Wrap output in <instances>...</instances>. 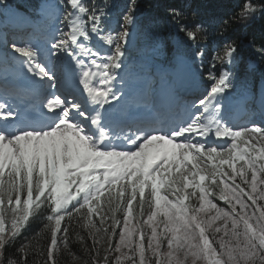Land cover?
Segmentation results:
<instances>
[{"label":"snow or ice","instance_id":"6c2138e0","mask_svg":"<svg viewBox=\"0 0 264 264\" xmlns=\"http://www.w3.org/2000/svg\"><path fill=\"white\" fill-rule=\"evenodd\" d=\"M256 21L170 0L141 45L139 0H0V264H264Z\"/></svg>","mask_w":264,"mask_h":264},{"label":"trees","instance_id":"16d2710c","mask_svg":"<svg viewBox=\"0 0 264 264\" xmlns=\"http://www.w3.org/2000/svg\"><path fill=\"white\" fill-rule=\"evenodd\" d=\"M9 2H16V5H19L20 9L25 11L30 6L39 4L40 0H9ZM117 2H122V0H117ZM168 2H170V0H139L140 10L145 25L153 18H158L161 21L159 26L154 31L149 30L147 33L142 34L139 37L141 45H147L150 42L153 34H159L163 37H167V29L163 24V9ZM193 2L194 6H199L206 12L216 13L228 11L231 7L232 0H193ZM246 35L247 39H255L256 42L259 43L261 39H264V21H256L253 23L246 30ZM242 55L243 61L241 63L240 71L241 78H247L250 87L255 90L257 89L259 83L264 81V62H261L258 57L252 54L248 49L242 50ZM250 58L255 61V66L251 69H248L247 65ZM42 228L43 222L41 219L32 221L28 229L23 232L22 236L19 238L16 246L19 247L20 244L25 242L26 237L34 236ZM89 243H91V241H89ZM72 251L78 256L81 255L80 245L78 242L73 241ZM61 264H65V261L62 260ZM77 264H83V259L81 258V260L77 261Z\"/></svg>","mask_w":264,"mask_h":264},{"label":"rangeland","instance_id":"374dc122","mask_svg":"<svg viewBox=\"0 0 264 264\" xmlns=\"http://www.w3.org/2000/svg\"><path fill=\"white\" fill-rule=\"evenodd\" d=\"M11 3V2H10ZM13 4H17L16 2L15 3H13ZM166 250V249H165ZM61 251H63V247H61Z\"/></svg>","mask_w":264,"mask_h":264}]
</instances>
